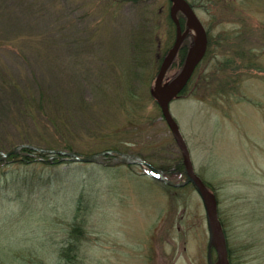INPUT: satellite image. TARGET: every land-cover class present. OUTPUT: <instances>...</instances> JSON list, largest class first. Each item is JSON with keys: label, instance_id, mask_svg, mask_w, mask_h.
I'll use <instances>...</instances> for the list:
<instances>
[{"label": "rangeland", "instance_id": "1", "mask_svg": "<svg viewBox=\"0 0 264 264\" xmlns=\"http://www.w3.org/2000/svg\"><path fill=\"white\" fill-rule=\"evenodd\" d=\"M187 1L208 51L169 111L217 198L230 261L264 264V0ZM170 6L0 0V82L29 94L40 85L60 127L16 116L0 99V152L28 143L79 155L115 150L171 176L182 152L152 95L175 39ZM42 160L0 167V264H145L152 244L166 258L185 245L176 263L206 264L205 213L191 185L168 186L138 164Z\"/></svg>", "mask_w": 264, "mask_h": 264}, {"label": "water", "instance_id": "2", "mask_svg": "<svg viewBox=\"0 0 264 264\" xmlns=\"http://www.w3.org/2000/svg\"><path fill=\"white\" fill-rule=\"evenodd\" d=\"M170 2V17L176 26L177 36L175 42L165 54L159 65L154 79L152 95L160 107L161 115L169 127L176 144L182 152V164L184 166V170L179 178H168L165 172L160 171L159 169L148 164L137 154H124L114 150L102 151L94 154L78 155L72 151L44 149L30 144H18L6 152H0V160H4L8 155L11 154H28L22 150L23 148H29L36 152L49 153L50 156L46 159L39 157L40 159H43L47 162H51L52 157H58L59 160L107 164L108 161L106 160V155H114L111 158L109 164L123 162L141 165L147 169L148 174L170 186H182L186 183H191L201 199L205 212L206 227L208 231V262L209 264H212L209 252L210 248L213 247L217 254L216 262L214 264H229L227 258L226 239L222 225L218 218L216 197L211 191L207 189L204 182L194 172L186 143L179 131L177 123L169 111L170 102L183 90L194 69L202 60L207 48V35L201 21L186 0H170ZM178 11H181V13L185 16L186 24L192 28L196 36L192 46L186 54L180 70L171 78L169 82L163 84L164 76L175 59L183 39L180 24L177 19Z\"/></svg>", "mask_w": 264, "mask_h": 264}, {"label": "trees", "instance_id": "3", "mask_svg": "<svg viewBox=\"0 0 264 264\" xmlns=\"http://www.w3.org/2000/svg\"><path fill=\"white\" fill-rule=\"evenodd\" d=\"M57 12H58L57 9H53L50 12L47 11L48 19H50V23L52 20L51 16ZM168 18H169L170 22L172 23L169 15H168ZM178 19H179L180 24L182 26L183 19H184L183 16L178 15ZM192 43H193L192 40H185L183 42L181 48L178 50V53H177L173 63L169 67V69L173 66H178V68H180L182 66V63H183L184 58L186 56V53H187V51L190 48ZM167 51H166V53H167ZM206 55H207V53H206ZM206 55H205V57H206ZM185 88L182 90V92L185 90ZM22 89H23V87H21L20 85H18L16 83H13L11 80L10 81L4 80L3 82H0V99L6 100L7 103L15 109V110H13L14 112H11V113H14V115L20 116V117L23 116L25 118V120L28 118L34 124L42 125L45 128H49V129L54 130V132H57L60 129L58 118L53 111H47L43 107L42 99L44 98V93H43L44 91L42 90L40 85H38L39 91L37 94H34V93L29 94L28 92H30L32 90H30V89L22 90ZM8 92H10L11 94H8ZM30 99H33V101L30 102L29 101ZM4 109H5V107H4ZM4 109L1 111L5 112ZM0 115H3V113L1 112ZM38 118H45L46 120L44 122H38V120H39ZM22 150L27 152L28 154L22 155L20 153H16V154L8 155L4 160H0V167L6 163L11 162V160L13 158H17V157H19L21 162L30 163V162H33L36 160H40L39 157L46 159L45 157L49 156L48 153L36 152V151L31 150L29 148H23ZM31 153H37V156L36 157L32 156ZM59 162H61V160H59L58 157H52V161L49 163L56 164ZM183 169H184V167H183L182 162H177L174 165V167L170 169L169 172H170L171 176H178L179 174H181Z\"/></svg>", "mask_w": 264, "mask_h": 264}, {"label": "flooded vegetation", "instance_id": "4", "mask_svg": "<svg viewBox=\"0 0 264 264\" xmlns=\"http://www.w3.org/2000/svg\"><path fill=\"white\" fill-rule=\"evenodd\" d=\"M189 3V2H188ZM171 4V3H170ZM190 4V3H189ZM190 6L194 9V7L190 4ZM171 7V6H170ZM169 12H170V9H169ZM178 15H181V16H183V24H182V26H181V24H180V21H179V19H178V21H179V24H180V29H181V34L183 35V39H182V43H181V45H180V47H179V49L181 48V46H182V44H183V42L185 41V40H192L193 41V39H194V34H193V30H192V28H191V30L193 31H191L190 29H188V28H190V27H188V25L186 24V18H185V16L181 13V11H178L177 12V18H178ZM202 23V22H201ZM172 25H173V27H174V30H175V39H176V36H177V30H176V26H175V24L173 23V21H172ZM203 25V24H202ZM203 27H204V25H203ZM205 28V27H204ZM205 31H206V28H205ZM206 35H207V31H206ZM174 39V40H175ZM207 39H208V36H207ZM174 42V41H173ZM208 44H209V39H208ZM207 51H208V45H207V49H206V52H205V55H206V53H207ZM204 55V56H205ZM114 155H108V156H106V159H107V161H108V163L106 164V165H109V162H110V160H111V158L113 157ZM187 185H191V183H187ZM194 189V188H193ZM205 248H206V254H205V257H206V259H205V262H206V264H209V262H208V245H206V247H204V250H205ZM158 245L157 244H152V245H150V247H149V249H148V252H147V254H146V257H145V264H178V263H176V260H175V258H176V256H178V255H181V254H183V256H184V254H185V252H186V250L188 251V249L185 247V245H183L181 248H178V247H173L171 250H170V252H169V258H166L164 255H159V254H157V252L156 251H158ZM197 250H199V249H197ZM203 250V251H204ZM213 253V254H212ZM209 254H210V260H211V262H212V264H214L215 262H216V260H213L212 259V255H215V257H216V251L213 249V247H211L210 248V252H209ZM227 257H228V263L229 264H232V262L230 261V255H229V250H228V247H227Z\"/></svg>", "mask_w": 264, "mask_h": 264}]
</instances>
